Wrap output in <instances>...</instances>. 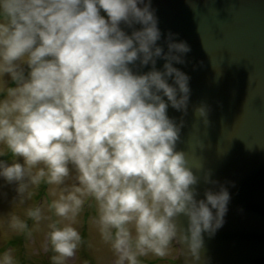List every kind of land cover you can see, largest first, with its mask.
Wrapping results in <instances>:
<instances>
[{"label":"clouds","instance_id":"9594fccd","mask_svg":"<svg viewBox=\"0 0 264 264\" xmlns=\"http://www.w3.org/2000/svg\"><path fill=\"white\" fill-rule=\"evenodd\" d=\"M174 35L165 52L151 0H0V179L17 194L0 229L27 241L43 224L51 264H70L92 207L90 229L111 264L166 257L174 243L200 264L204 236L224 226L231 193L209 170L204 182L219 189L197 199L200 178L175 150L182 122L168 108L186 112L191 89L173 65L191 49ZM137 61L152 69L134 72ZM197 112L207 117L206 107ZM42 188L51 199L37 203ZM0 264H17L12 248Z\"/></svg>","mask_w":264,"mask_h":264},{"label":"water","instance_id":"95a60500","mask_svg":"<svg viewBox=\"0 0 264 264\" xmlns=\"http://www.w3.org/2000/svg\"><path fill=\"white\" fill-rule=\"evenodd\" d=\"M151 5L162 32L158 45L167 52L171 32L191 49L185 63L173 65L190 76L191 89L186 112L168 108L169 117L182 122L175 150L185 153L200 178L197 199L208 188L219 189L204 182L209 170L231 193L224 226L214 237L204 236L200 264H264V0H151ZM121 27L129 35L133 30ZM164 63L158 59L156 68L163 70ZM130 67L136 73L152 69L139 61ZM202 106L207 117L197 112ZM177 225L183 230L187 219L179 216ZM179 251L182 264H194L186 248V257Z\"/></svg>","mask_w":264,"mask_h":264},{"label":"rangeland","instance_id":"374dc122","mask_svg":"<svg viewBox=\"0 0 264 264\" xmlns=\"http://www.w3.org/2000/svg\"><path fill=\"white\" fill-rule=\"evenodd\" d=\"M16 195L15 186L0 179V216H6L13 210V200ZM34 199L39 203L42 200L51 199V196L42 188ZM15 211L22 214L23 206H17ZM92 215H94V208L86 207L81 216V223L78 225L85 244L70 264H111L113 259L111 252L100 243L98 234L90 229L89 218ZM45 231L46 227L42 224L41 228L34 233L33 239L26 241L23 235L10 234L0 229V252L5 248H12L17 264H51L49 257L52 253L44 251L42 247ZM89 242L93 245L92 247H88ZM141 260L142 264H181L179 249L175 243L168 256L149 255L142 257Z\"/></svg>","mask_w":264,"mask_h":264}]
</instances>
